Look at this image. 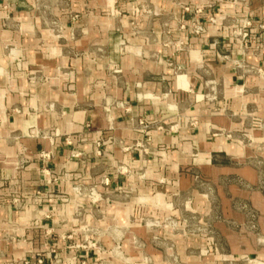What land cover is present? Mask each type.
<instances>
[{"label": "crops", "instance_id": "obj_1", "mask_svg": "<svg viewBox=\"0 0 264 264\" xmlns=\"http://www.w3.org/2000/svg\"><path fill=\"white\" fill-rule=\"evenodd\" d=\"M261 25L264 0H0V264L143 256L100 231L161 182L200 219L214 188L224 219H260L264 235ZM223 229L230 256H264V236ZM95 233L102 250L76 247Z\"/></svg>", "mask_w": 264, "mask_h": 264}, {"label": "rangeland", "instance_id": "obj_2", "mask_svg": "<svg viewBox=\"0 0 264 264\" xmlns=\"http://www.w3.org/2000/svg\"><path fill=\"white\" fill-rule=\"evenodd\" d=\"M138 17L139 15L134 16L136 19ZM56 18L59 19L50 17L48 22L62 23ZM64 18L66 22L72 23L78 19V16L69 15ZM158 193L162 195L164 203L171 205L170 208H166L162 202L136 201V198L142 194L153 197ZM208 195L212 204L209 217L200 219L199 210L192 206L191 212L190 207L186 205L185 196L177 191L174 184L161 182L156 189L150 186L145 192L136 191L129 194V197L125 199V202L130 204L127 219L121 224L117 220L109 221L107 228L103 226L102 230L99 229L101 233L120 232L130 238L129 243L134 250L143 251V256L137 255L134 259L125 254L114 256L123 264H153L152 256L146 253V250L151 248L162 251L163 254L159 258L160 264H264V256H230L232 255L230 244L223 229L225 226L235 233L241 235L253 233L260 238L264 236L260 219H249L246 223L235 219H224L222 199L212 187L209 188ZM242 210L248 211L246 207ZM81 232L85 236L84 233H87L88 229ZM94 236L95 239L87 237L82 239L76 246L80 249L102 250L105 246L99 233H95ZM113 242L120 251L123 241L118 243L113 240ZM101 261L94 264H112L107 260Z\"/></svg>", "mask_w": 264, "mask_h": 264}, {"label": "built area", "instance_id": "obj_3", "mask_svg": "<svg viewBox=\"0 0 264 264\" xmlns=\"http://www.w3.org/2000/svg\"><path fill=\"white\" fill-rule=\"evenodd\" d=\"M211 20L215 21V18H212ZM251 25H252L251 19H245L243 21L242 26L234 31V35L236 37H239V38L243 39V40H246L247 37L249 36V28H250ZM193 26H194L193 27L194 31L197 34H201L205 30L204 25L202 23H200V22L194 21ZM260 28H261L262 31H264V25H261ZM229 57H230L229 55H224L225 59H229ZM233 64H236V66L237 65L239 66V61L238 60H234ZM42 155L45 158L50 156V154L46 153V152H43ZM42 173H43L44 176H46V177L48 176V178L46 179V182L49 183V184H52V183L56 182L59 179L58 177H56L54 175H51L47 168H43L42 169ZM76 190H77V188H76ZM76 247L78 248V246H76ZM38 263L39 264H45V261H44V259L39 257L38 258Z\"/></svg>", "mask_w": 264, "mask_h": 264}]
</instances>
